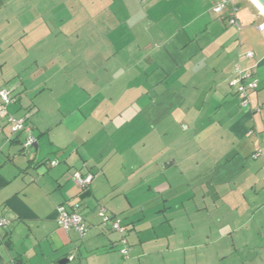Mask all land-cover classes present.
Masks as SVG:
<instances>
[{"label": "crops", "instance_id": "obj_1", "mask_svg": "<svg viewBox=\"0 0 264 264\" xmlns=\"http://www.w3.org/2000/svg\"><path fill=\"white\" fill-rule=\"evenodd\" d=\"M219 1L0 0V88L36 140L0 119V264H264V17L232 0L230 26ZM249 70L244 109L230 82Z\"/></svg>", "mask_w": 264, "mask_h": 264}, {"label": "built area", "instance_id": "obj_2", "mask_svg": "<svg viewBox=\"0 0 264 264\" xmlns=\"http://www.w3.org/2000/svg\"><path fill=\"white\" fill-rule=\"evenodd\" d=\"M230 5H232L231 0H221L215 4L212 11L215 14L223 13ZM236 12L237 9L232 5V9L229 13L228 24L238 28L236 22ZM259 29H264V24L259 26ZM245 57L252 59L254 54L252 52H246ZM258 80L253 71L249 70L247 72L240 73L230 82V85L235 87L236 93L239 99V106L241 108L250 107L249 93L257 89ZM14 102V99L10 95V91L6 88H0V119L5 120L6 125L9 128V132L12 136H23V141L21 143L22 148L26 149L32 147L35 144V138L32 135V128L30 123L25 118L14 117L9 114L7 107ZM262 156V149L258 148L255 150L251 158L257 159ZM57 164L56 161L50 162L51 167ZM94 179V175L80 171H74L71 174V180L80 189H86ZM260 179L264 183V159L260 169ZM97 216L99 217L101 224L107 226L111 231L116 232L120 235L121 250L120 253L123 257L127 254V242L125 239L126 227L122 224L118 217L110 215L107 210L103 207L97 209ZM56 222L57 225L68 232L70 230L75 231L80 237H83L87 232V224L85 223L83 217L77 212L76 207H72L68 210L64 205H59L56 208ZM10 223L4 219L0 220V228H8Z\"/></svg>", "mask_w": 264, "mask_h": 264}, {"label": "water", "instance_id": "obj_3", "mask_svg": "<svg viewBox=\"0 0 264 264\" xmlns=\"http://www.w3.org/2000/svg\"><path fill=\"white\" fill-rule=\"evenodd\" d=\"M258 5L259 7L264 11V0H254ZM61 264H67V260H62L60 262Z\"/></svg>", "mask_w": 264, "mask_h": 264}, {"label": "trees", "instance_id": "obj_4", "mask_svg": "<svg viewBox=\"0 0 264 264\" xmlns=\"http://www.w3.org/2000/svg\"><path fill=\"white\" fill-rule=\"evenodd\" d=\"M221 1V0H220ZM231 2H232V0H231ZM232 5L234 6V7H236V9H237V12H238V7L237 6H235L233 3H232ZM232 5H230L228 8H230L231 7V9H232ZM215 6V5H214ZM213 6V7H214ZM213 9V8H212ZM231 9H230V11H231ZM227 10V9H226ZM230 11H229V13H230ZM237 12H236V22H237ZM220 14H222V13H220ZM219 15V14H218ZM228 19H229V14H228ZM227 23H228V21H227ZM229 25V24H228ZM237 25H238V23H237ZM258 84V83H257ZM257 87H258V85H257ZM26 120H27V118H25ZM28 121V120H27ZM32 128V127H31ZM21 143H22V141H21ZM261 149V148H260ZM77 171V170H76ZM74 172V171H73ZM72 172V173H73ZM71 173V174H72ZM85 173V172H84ZM94 180V179H93Z\"/></svg>", "mask_w": 264, "mask_h": 264}, {"label": "bare ground", "instance_id": "obj_5", "mask_svg": "<svg viewBox=\"0 0 264 264\" xmlns=\"http://www.w3.org/2000/svg\"><path fill=\"white\" fill-rule=\"evenodd\" d=\"M249 1L259 10V12L264 17V11L259 7V5L254 0H249Z\"/></svg>", "mask_w": 264, "mask_h": 264}, {"label": "rangeland", "instance_id": "obj_6", "mask_svg": "<svg viewBox=\"0 0 264 264\" xmlns=\"http://www.w3.org/2000/svg\"><path fill=\"white\" fill-rule=\"evenodd\" d=\"M234 1L236 2L237 0H234ZM236 28H237V27H236ZM233 88H234V90L236 91L235 87H233ZM251 94H252V93L250 92V93H249V99H250V95H251ZM237 98H238V97H237ZM238 102H239V99H238ZM239 107H240V106H239ZM21 138H22V136H21ZM261 147H262L263 150H264V143H261L260 146H259L258 148H261ZM258 148H256L255 150H257ZM163 166H164V165L161 164L160 167L163 168Z\"/></svg>", "mask_w": 264, "mask_h": 264}]
</instances>
